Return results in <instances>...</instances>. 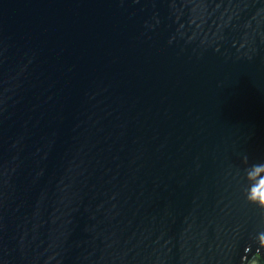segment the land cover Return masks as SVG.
Here are the masks:
<instances>
[{
  "label": "water",
  "instance_id": "water-1",
  "mask_svg": "<svg viewBox=\"0 0 264 264\" xmlns=\"http://www.w3.org/2000/svg\"><path fill=\"white\" fill-rule=\"evenodd\" d=\"M262 167L264 0H0V264H264Z\"/></svg>",
  "mask_w": 264,
  "mask_h": 264
},
{
  "label": "clouds",
  "instance_id": "clouds-1",
  "mask_svg": "<svg viewBox=\"0 0 264 264\" xmlns=\"http://www.w3.org/2000/svg\"><path fill=\"white\" fill-rule=\"evenodd\" d=\"M247 156L245 155L244 156V161L246 162L247 161ZM260 170H264V167L260 168ZM259 185V184H258ZM258 185H251L249 186L248 190H247V193H246V199L249 201V202H252V203H255L257 204L259 207L261 208H264V198L262 199H257L253 193L255 191V189L258 187ZM259 237H264V233L260 234Z\"/></svg>",
  "mask_w": 264,
  "mask_h": 264
}]
</instances>
